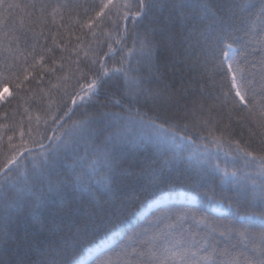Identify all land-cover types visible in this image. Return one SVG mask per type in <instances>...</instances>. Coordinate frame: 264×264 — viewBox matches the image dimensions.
Returning <instances> with one entry per match:
<instances>
[{
    "label": "snow or ice",
    "instance_id": "obj_1",
    "mask_svg": "<svg viewBox=\"0 0 264 264\" xmlns=\"http://www.w3.org/2000/svg\"><path fill=\"white\" fill-rule=\"evenodd\" d=\"M113 7L122 9L115 19ZM28 9L41 17L49 9L53 17L75 14L81 30L107 19L115 37L80 62L72 90L59 96L50 123L45 120L38 150L0 164V264H81V241L103 224L128 219L130 207L141 214L165 209L128 236L129 243L147 245L139 253L146 264H176L178 258L182 264H264V57L258 69L241 65L247 64L246 37L256 26L264 34V0H0V29L14 25L17 10ZM40 35H33L28 55L33 62L48 55L55 64V50L41 45ZM0 75L17 89L10 98L0 96L6 104L27 103L19 92L27 96L33 91L27 85L40 77L7 63ZM191 145L198 151L185 157ZM87 169L102 175L105 192ZM77 185L87 193L78 203L71 197ZM176 187L195 195L170 203L165 193ZM53 198L60 207L46 221L38 210ZM85 201L88 212L73 220L70 234L60 235L62 213ZM210 210L219 216L210 218ZM253 217L259 231L252 234V255L245 245L237 257L223 259L238 248L233 237L250 231L242 221ZM198 252L204 253L199 260Z\"/></svg>",
    "mask_w": 264,
    "mask_h": 264
},
{
    "label": "trees",
    "instance_id": "obj_2",
    "mask_svg": "<svg viewBox=\"0 0 264 264\" xmlns=\"http://www.w3.org/2000/svg\"><path fill=\"white\" fill-rule=\"evenodd\" d=\"M18 2L27 3L28 0H18ZM96 2L98 3L99 0H96ZM120 2L121 0H114V3L118 4ZM241 2L259 4V0H241ZM51 3H56V0H51ZM32 11L31 9L17 10L14 25L11 28L0 29V68H3L4 64L7 63L13 66V70L18 73H22L23 70L31 71L32 75L40 73V77L36 81L27 85V87L33 89L32 92H29L27 96H25L24 91L19 92L20 97L28 99L27 103L23 100H19L18 103L17 99H13L11 104H6L4 100L0 101V164L13 154L19 158L22 155H26L29 151L35 153L38 150L37 141L43 138L44 129L48 127L45 120H48L50 123L51 114L55 113L56 101L59 96L63 95L65 91L70 92L72 90V86L80 76V72L77 70L78 67H82L80 62L93 59L94 51H99L101 48L106 50L107 44L111 43L112 38L115 37V33L107 19H103L98 25H94L92 30H81V17L75 14L62 11L53 17L51 9H49L48 14L41 17L38 11L35 15H31ZM120 11L122 9L113 7L110 15L115 19L117 13ZM255 11L254 9L253 12ZM254 18L255 16H253ZM41 33L42 35H40ZM34 34L40 35L41 45H46L55 50V64L51 63L48 55H45L44 60H40L37 57L35 62L28 55L31 52V45L35 43L32 39ZM77 37H80V39H77ZM262 41H264V34L256 26L253 28L252 34L245 39L247 49L243 54L247 57V64L242 60L241 65L243 67L250 68L255 64L257 69L259 68L260 59L264 57V42ZM85 53H87V56ZM61 55H63V59H61ZM235 55L240 57L242 51L237 50ZM25 57H27V61ZM33 63H35V68H30V65ZM45 68H54L55 71H44ZM29 79L31 80L32 76H29ZM0 83H3V86L0 87V94L5 88L10 90V93L5 97L6 99L16 94L17 89L15 88L14 81L9 80L5 82V75H0ZM37 84H39V88L36 87ZM40 89H43V91H40ZM49 109L52 110L51 113L46 114V111ZM48 135L51 136L53 133L49 131ZM44 143L47 144L48 141H44ZM73 147H75V144ZM212 150L216 151L215 147ZM79 151L81 155H84L83 148ZM184 155L185 157L189 156L186 150H184ZM220 157L222 161H230V158L224 157L223 153L220 154ZM191 162L195 164L193 159H191ZM24 163L28 162L24 161ZM221 165L225 167V164L222 163ZM73 166L74 161L69 157L65 161V167L71 171ZM227 167L230 170H235L231 163H228ZM91 182L101 193L106 191L104 180L102 182ZM257 182L259 183V180ZM179 191L187 192L182 187H176L174 191L166 193ZM86 195L87 193L84 192L83 187L79 185L75 186L71 193L72 199L76 200L77 203L81 196ZM184 202L187 203V201ZM197 203H199V198H197ZM59 207L60 201L57 198H53L48 206L39 209L38 213L47 221L54 212L58 211ZM89 207L85 201L83 205L75 208L74 211L62 213V227L64 231L60 235L70 234V230H74L73 220H77L86 214ZM138 211L139 209L136 207H130L126 212L128 219H123L122 223L120 221H113L110 224L101 225L97 230L91 231L81 241V249L83 251L81 260L86 256L87 250L90 247L113 237L116 240L115 244L100 252L87 264H92V261L97 259L107 261L109 264H146L148 257L141 256L139 253L145 252L147 245L141 247L137 243H129L128 236L133 230L147 227L149 221L161 216L165 209L161 207L159 210H152L143 218L137 215ZM219 214L211 210L209 212L210 218L219 216ZM167 223L165 221L160 224L159 228H165ZM242 223L250 231L244 237H240L239 235L233 237L232 242L236 243L238 248L236 250L229 249L230 255L223 257L225 260L237 257L239 251L245 250V245H248V254L252 255L250 251L253 242L252 234L259 231V221L253 217L242 221ZM133 226H136V229ZM152 235L153 232H149L148 236L144 237V239ZM256 242L258 243V241ZM191 251H196L195 247ZM203 255V252H198L197 260ZM213 259H220V257L213 256ZM176 264H182V261L178 258Z\"/></svg>",
    "mask_w": 264,
    "mask_h": 264
},
{
    "label": "rangeland",
    "instance_id": "obj_3",
    "mask_svg": "<svg viewBox=\"0 0 264 264\" xmlns=\"http://www.w3.org/2000/svg\"><path fill=\"white\" fill-rule=\"evenodd\" d=\"M234 55H235V53H234ZM9 93H10V90L8 88H5L4 91L0 94V96H5V94L8 95ZM200 147L202 148V146H200ZM185 150L187 151L188 155H189V153H195L196 151H198L196 145L186 146ZM191 159H193L195 161L196 158H195V156H193ZM221 167L223 168L224 166L221 165ZM87 171L91 173V176H90L91 181H94V182L95 181L96 182H102L103 181V177L101 174L91 172V169H87ZM229 171H232V170H229ZM221 174L223 175V173H221ZM165 195H167L171 198L170 203H172V202H175L177 200H179V201L188 200L189 197L193 196L194 194H188V193H185L183 191H180L178 193H166ZM156 199H159V197ZM148 212L149 211L147 209H144V214H141V212L139 211L138 216L143 217ZM114 244H115V240L112 237L110 239H105V240L95 244L94 246L90 247L89 249H91V252H89V249L87 250L86 256L83 257L81 260V264H85L86 262L90 261V259H89L90 256H91V259H93L100 252L105 251L106 249H108L109 247H111Z\"/></svg>",
    "mask_w": 264,
    "mask_h": 264
}]
</instances>
